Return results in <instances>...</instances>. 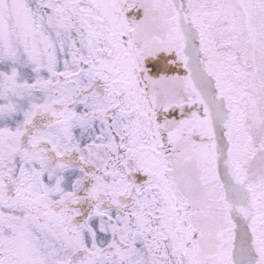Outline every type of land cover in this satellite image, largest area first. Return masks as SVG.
I'll use <instances>...</instances> for the list:
<instances>
[{"label": "snow or ice", "instance_id": "obj_1", "mask_svg": "<svg viewBox=\"0 0 264 264\" xmlns=\"http://www.w3.org/2000/svg\"><path fill=\"white\" fill-rule=\"evenodd\" d=\"M0 264H264V0H0Z\"/></svg>", "mask_w": 264, "mask_h": 264}]
</instances>
